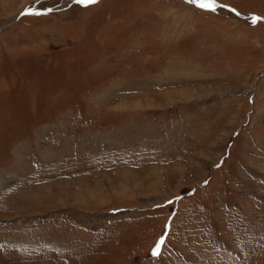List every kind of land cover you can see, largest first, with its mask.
<instances>
[{"label": "rangeland", "instance_id": "rangeland-1", "mask_svg": "<svg viewBox=\"0 0 264 264\" xmlns=\"http://www.w3.org/2000/svg\"><path fill=\"white\" fill-rule=\"evenodd\" d=\"M215 3L0 0V264H264V0Z\"/></svg>", "mask_w": 264, "mask_h": 264}, {"label": "snow or ice", "instance_id": "snow-or-ice-1", "mask_svg": "<svg viewBox=\"0 0 264 264\" xmlns=\"http://www.w3.org/2000/svg\"><path fill=\"white\" fill-rule=\"evenodd\" d=\"M76 3H84V4H92V3H96L97 0H75ZM193 3H198V6L202 9H209L212 11H215L216 8V3L215 0H192ZM48 11H51V9H49ZM27 14H35V15H39L40 13L38 12H29ZM255 22V20L253 21ZM163 241H161L162 243ZM158 248L159 245H157V251L153 252V255L158 254Z\"/></svg>", "mask_w": 264, "mask_h": 264}]
</instances>
